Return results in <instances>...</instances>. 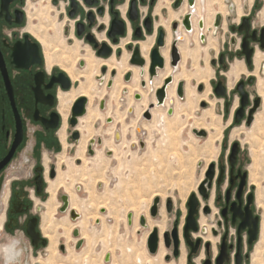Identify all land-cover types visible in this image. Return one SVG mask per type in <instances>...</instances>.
Segmentation results:
<instances>
[{"label": "flooded vegetation", "instance_id": "flooded-vegetation-1", "mask_svg": "<svg viewBox=\"0 0 264 264\" xmlns=\"http://www.w3.org/2000/svg\"><path fill=\"white\" fill-rule=\"evenodd\" d=\"M178 1L179 5L177 6ZM206 1L199 0V3L204 6ZM157 2L158 0H0V223L7 230L22 228L26 232L31 241V264H39L41 258L46 260L51 255V235L55 236L56 231L53 228H48L50 225L46 220L49 211L48 203L62 200V207H66L63 200V197L66 196L68 205L65 210L61 211L67 214L73 209L71 197L66 188L55 187L54 196L52 184H55L59 179L60 160L61 163L65 161L61 159L63 152H67L68 156L72 152L73 154L76 152L73 146L70 150H67L65 141L80 142L81 140L80 124L77 128H74L69 124V119L73 102L78 96L84 95L76 96L68 111L66 107L62 106L61 97L69 95L79 81H73L69 75L67 67H71V63L68 58L65 59V55L49 50L50 59L48 58V51L43 42V39L47 37L43 30L42 10L45 6L57 10L56 22L63 25V36L69 46L74 45L76 40L82 43L81 57L78 60L77 68H74L85 70L87 67L85 56L89 53L93 54L95 58L105 61L113 57L121 58L124 52L121 42L124 38H130L125 44L127 50H129V58L136 47L141 49L139 42L146 39L148 34L154 36L150 53L154 48H159L163 54L162 50L167 46V42L165 40L163 45H159L158 40L162 31L167 39V30L161 23V12L165 9L167 13L169 9L164 6L160 13H155ZM197 2L195 0L194 6H190L189 0L172 1L173 10H180L184 5H187L189 10L183 14L181 19L171 22L173 40L170 46L169 62L173 74L168 76L172 75L173 79L167 87V98L168 89L175 79L174 73L179 70L182 61L181 56L177 67L171 64L172 45L176 40L178 41L177 44L182 41L177 38L178 34H182L185 39L186 32L193 33L195 31L192 16ZM217 2L214 6L216 10L211 26H207L206 23L208 12L199 16L197 22L199 40L201 44H205L208 42L210 32L211 36L216 37L214 34L220 28L225 30L226 26L227 29L224 34L227 35L230 43L235 46V52L230 48L227 51H218V56L211 59V64L220 67L218 69L219 75H223L220 71L221 68L228 70L230 59L239 58L243 61L247 70H252V72L249 71L248 75L243 74L247 76L239 78L232 88L233 94H238L239 98L237 109L241 106L242 96L237 89V85L241 81H243V89L248 93V103L244 107V115L241 121L237 123L233 118L232 125L241 124L247 121L249 110L254 106L258 96L261 97V101L257 111L262 105L263 96L261 93L258 91L259 94L252 95L249 87L256 84L258 79L257 74L254 73L256 70L254 57L257 49L264 52V46H262L264 44V22L258 20L257 24L255 23L256 13L254 14V12L260 7L259 3L252 5L247 13L241 14L239 20H236L235 0H217ZM133 5L138 11L135 20L131 18ZM123 8H125V12ZM144 9L145 12H143ZM192 10L191 29L188 30L183 25V20ZM116 17L125 23L123 34L118 33L119 28H113ZM245 18H247L246 21H244ZM246 25L249 26L248 32L245 31ZM235 35L240 37L236 38ZM245 37L248 39V47L252 49V65L247 64L246 54L243 53L242 44ZM88 49L91 51H88ZM106 52H110V54L106 55ZM262 66H264V62L261 63L259 71H261ZM165 69L166 62L163 67H157V74L153 80ZM118 75L117 68H110L104 62L100 66V73L97 74L96 81L99 86L112 89ZM132 77L129 81L124 80L130 82ZM164 80L161 85L164 84ZM219 80L220 77L212 82L213 90ZM179 81H183L185 97L187 81L185 79ZM224 84L228 88L227 82H224ZM203 88L202 85V88L199 89L198 84L199 90H203ZM228 90L230 91L229 88ZM103 100L104 109L102 110H105L107 107L105 99L100 100V108ZM155 100L152 99L150 102ZM174 102L175 100H173V104ZM228 104L229 101L226 102L227 106ZM154 109L151 110L152 119L148 121L153 120L152 111ZM62 110L68 112L65 128ZM257 111L255 112V118ZM77 130L80 133L78 137H75L74 133ZM100 140L98 142L103 144V140L101 138ZM142 141L144 142V140ZM233 142L230 143L228 161L225 163L218 161L214 165V177L209 188V196L206 198L201 195L200 197L197 193L201 204V207L199 205L201 210V213H199V237L202 241L199 252L194 254L188 263L194 261V257L202 253L205 248L206 256L203 261L210 259L211 264H217V258L221 254L223 245L227 252L223 264H237L238 260L242 264L249 263L252 250L260 236L261 217L257 210L256 184L251 181L250 166L246 165L241 159V150L243 149L241 143L236 160L233 164L231 163L230 153ZM89 145H92L95 153L97 151L93 148L96 145L95 142L90 143L88 140L86 149ZM75 159L83 160L81 156L75 157ZM66 165L68 167V162H66ZM212 203L217 208L218 215L215 220L216 224L212 225V232L214 237L219 238L217 253L214 257L211 254V248L213 249L211 240L204 238L209 230L206 226L203 229L200 224L202 208L209 205L210 212L208 214L203 213L205 217L212 215ZM59 205H57L55 211L56 215L59 211ZM34 209H36L35 212ZM257 216L259 217L258 237L254 244L250 246V228L254 217ZM21 217L26 218L22 225L18 223ZM171 228H167L163 232H169L168 238L171 246L167 249L172 253L174 248ZM45 230L48 233H45ZM59 242L58 250L66 251L65 244ZM206 243H210L209 249H207ZM183 245L187 248V251L190 250V247H187L184 242ZM168 254L171 255L168 260L174 257L172 254Z\"/></svg>", "mask_w": 264, "mask_h": 264}, {"label": "rangeland", "instance_id": "rangeland-1", "mask_svg": "<svg viewBox=\"0 0 264 264\" xmlns=\"http://www.w3.org/2000/svg\"><path fill=\"white\" fill-rule=\"evenodd\" d=\"M172 1L163 0L160 6L161 0H158L155 8V13H160L164 6L169 9L167 13L165 9L162 10L161 23L165 28H167L166 24H169L171 33V22L181 19L183 13L189 10L187 5H184L180 10H173ZM216 3L218 2H215V5ZM255 3H259L260 6L254 12V14L256 13L254 17L255 23L257 24L258 20H263L261 22H264V0H235V19L239 20L241 14L247 13L248 9ZM44 8L42 10V19L43 30L45 36L48 38L45 39L47 41V48L54 53H59L60 51V55L66 52L67 50L62 48V44L57 41L60 38L64 40V45L67 47L79 46L80 54L83 47L81 42L76 40L72 46L67 44L63 36V25L56 22L57 10H52L50 7L47 11ZM213 9L212 14L216 10L215 7ZM143 12H145V9ZM196 13L193 14L192 20L193 22L194 19L197 20V27L199 16H196ZM197 29L199 30V28ZM225 30L220 28L214 34L219 39L217 49L214 48L212 50L209 48L208 42L201 44L199 33L197 32L191 33L186 42L184 39L178 43V46L180 43L182 45L185 44L186 50L191 51V55L186 58L184 54H181L182 61L180 68L174 73L175 77L180 75L182 71H187L188 75L184 76L187 81V90H185V97L183 99L179 98L176 94L180 103L177 106L175 104L172 105L174 109L173 114H168L170 107L166 111V115L171 119L170 126L167 125V121L156 123L157 125L153 127L148 126L149 124H147L146 120H151L152 118H145V111L142 113L143 108L147 104L146 100L150 103L152 100L150 98L152 95L154 96L156 87L166 70L160 72L161 74L152 82H149L146 70L145 75L147 79L145 80L147 84L145 87L141 85L144 77L141 76V68L134 65L130 66L138 68L139 74L137 78H134L132 70L133 77L130 82H126L123 78L127 71L122 76L120 75L121 78L119 76V82L125 83V85L120 86L117 83V86L108 89L106 86H99L98 82L95 81L96 85L98 84L95 86L98 95L95 94L94 98L89 99L88 111L84 117L92 114H96V116L90 119L87 118L86 122L90 125L85 128L86 122L79 123L83 125H79L82 128L80 142L65 141L66 149L70 150L73 146L76 152L74 154L72 152L69 156L67 152H63L61 159L65 161L61 163L60 160L61 167L58 179L60 183L56 186L66 188V185H68L70 197L72 196V191L75 203L81 212L79 213L82 220H77L78 218L73 220L70 216V211L67 214L66 212H62V200L52 203L53 210H51V214H53V217L47 220L50 224L51 220H54L53 224H55V221L57 222V226L53 227L56 231V237H54L57 240V244L60 240L59 243H64L67 248L66 251L58 250L59 259L56 264H181L179 261L181 255L178 258L172 257L169 260L166 259V254L172 253L164 245L162 232L167 228H171L177 220L179 224H183L187 214L189 196L194 192L198 193V187L205 178V173L211 163L218 161L225 163L228 161L230 143L233 141H240L243 147L241 159L246 165L250 166L251 181L256 184L257 189V210L261 217V230L252 253L264 249L262 244L264 242V234L261 235L264 228V98L262 97L263 106L261 105L257 111L252 125H248L246 122L232 125L234 114L239 106L238 94H233L232 88L239 78L246 77L249 71L252 72V70H246L241 74L234 82L232 88H230L229 95L226 98L218 97L214 93L212 82L220 77V79L228 83L229 77L227 74L231 70V65L235 60L242 61L239 58L230 59L229 69L221 68L220 70L223 75H219L218 69L220 67L211 64V59L214 56H218V51H227L230 48L235 52V46L230 43L229 38L224 34ZM209 34L210 36L212 35L211 32ZM147 36L142 41H154V36L150 34ZM235 36L236 38L240 37L239 35ZM129 39L124 38L121 42L124 52L121 58L117 59L115 57L118 62L123 60L125 54H129V50H127V46L125 45ZM88 51L91 50L88 49ZM79 59L80 57L75 55L69 58V61H73L75 63L74 67L77 68ZM168 65L170 66V62H168ZM112 67L114 66L110 68ZM121 69L117 68L118 72ZM263 69L264 66H262L261 71H259L260 67L254 71V73L258 71L256 73L258 79L256 84L249 87L252 95L259 94L260 84L264 80ZM170 74H173V71ZM180 79H183V77ZM136 83L141 88H139L140 91H137L140 94L142 93L140 99L135 98L137 92L131 93L132 89L136 88ZM78 84L79 82H77L76 86ZM198 84L204 86L203 90L198 89ZM189 89H192L191 93L188 92ZM112 93L114 95L117 94V96L114 97ZM101 99L107 101L105 110L100 108ZM190 99L192 102H189ZM73 101L71 99V102L69 101L64 107L70 109ZM227 101H229L228 106L226 105ZM236 103L237 105L234 108ZM183 105H185L187 110L179 112ZM131 108H133V112H130ZM160 113L159 108L154 110L157 118L160 117ZM111 118L113 122H109ZM66 124L67 122L65 121L64 128ZM195 130H205L206 135H198ZM235 130L237 131V135H234ZM116 131H119L121 134V140L115 139ZM99 138L103 140V144L98 142ZM93 139H95L96 144L93 148L97 149V151L89 154L88 149H83L88 140L91 142ZM142 140H144L143 144L141 143ZM111 143H115L117 147L113 151L107 148ZM81 153H84L82 156L83 160H76L75 157L81 156ZM69 159L71 160L68 161ZM72 160L74 161L71 171L76 176L73 179L71 177L66 178L64 174L69 169L66 162L71 163ZM156 196H159L162 202L159 214L153 218L149 213V208ZM199 196L201 197L200 194ZM166 199L173 201L171 212H168L166 209ZM57 205L60 207L56 215ZM212 205V215L205 217L202 211V216L206 218L207 223L203 226H207L209 229L208 234L204 235V238L211 240V245L213 246L211 254L214 257L217 253L219 238L214 237L212 232V225L216 224L215 220L218 216L217 208L213 203ZM129 212H133L132 224H129L128 221ZM142 214H145L147 219L148 217L152 218L165 227L161 231V245L165 248V254L159 253L160 249L155 255L149 253L147 236L152 227L156 225L141 226L139 221ZM135 218L137 224L134 222ZM76 221H78L77 226L72 228L71 237H68L66 232L70 229V225L76 223ZM136 227H139V229L136 230ZM75 228H79V236L73 235ZM82 235H86V238L84 239ZM81 237L84 239V242L81 248L78 249L76 248V244ZM182 249L185 251V264L203 263V259L206 256L205 248L202 251L204 257L198 260L202 254L199 253L191 263H188L187 260V248L182 245ZM107 254L110 255L108 261L106 260ZM148 255L153 257L152 263L146 261L148 260ZM262 258L264 259V251ZM43 259L45 258H41L39 264H44L47 260ZM245 264H251V262Z\"/></svg>", "mask_w": 264, "mask_h": 264}, {"label": "water", "instance_id": "water-1", "mask_svg": "<svg viewBox=\"0 0 264 264\" xmlns=\"http://www.w3.org/2000/svg\"><path fill=\"white\" fill-rule=\"evenodd\" d=\"M195 0H189V5L190 6H194ZM176 5H179V1L176 3ZM101 12V10H100ZM192 11L189 12V14H187L183 20V25L190 30L191 29V16H192ZM135 13V14H134ZM137 9L134 8V5L131 8V18L133 20H135L137 18ZM117 14V13H116ZM150 19V18H149ZM247 18H245L244 21H246ZM117 27L118 29V33L119 34H123L125 32V23L119 19L118 17L115 18L114 22H113V28ZM245 31L248 32L249 31V26L246 25ZM263 37V36H262ZM177 38L179 40H183L184 36L182 34H178ZM166 40V36L164 34V32L162 31L158 40L159 45H163L164 42ZM177 40L174 41L173 45H172V52H171V64L174 67H177L178 62L181 60V52L179 50L178 44H177ZM264 46V44L262 45ZM243 53L246 54V58H247V64L248 65H252V49H250L248 47V39L247 37H245L243 39ZM110 51V49H108ZM110 52H106V55H109ZM166 59L164 57V55L160 52L159 48H154L149 56V62H147V60L143 57L142 53H141V49L139 47H136L134 52L130 55L129 58V63L131 65L140 67L142 69V73L141 76L145 75V68L147 67V72H148V76H149V82L153 81L154 76L157 74V67H163L165 65ZM214 63V61H213ZM133 76V73L131 71H127L124 75V79L126 81H129L131 79V77ZM173 77L172 75L168 76L167 78H165L164 80V84L159 86L158 88H156L155 90V98L156 100L154 102H151L149 104V107L147 108V110H145V117L148 119L152 118V114H151V110L155 107V106H161L165 104V101L167 99V87L169 85V83L172 81ZM147 84V81L145 80V78L143 77V80L141 81V85L143 87H145ZM66 86H68V84H66ZM202 88V85H199V89ZM237 89L239 90L242 99H241V106L236 110L235 116H234V121L239 123L244 115V107L247 105L248 103V93L243 89V81H241L238 85H237ZM214 93L218 96V97H227L229 90L227 88V86H225L224 82L222 79H220L217 83V85L214 88ZM176 94L179 98H183L184 97V90H183V81H179L176 87ZM135 98L136 99H140L141 98V94L140 93H136L135 94ZM260 101H261V97H257L255 100V104L254 106L249 110V116L248 119L246 121V123L248 125H251L254 120H255V112L257 111V109L260 106ZM88 103H89V99L87 96L85 95H80L78 96L75 101L72 104L71 107V114H70V119H69V124L74 127L77 128L78 124H79V119L80 117H83L84 115H86L87 113V107H88ZM103 103L104 100L101 101V109H104L103 107ZM204 105V104H203ZM173 106H171L168 109V114H173ZM130 112H133V108L130 109ZM113 119H110L109 122H112ZM195 132L198 135H206V131L205 130H195ZM80 131L77 130L74 133L75 137H78ZM115 139L116 140H120V134L119 131H117L115 133ZM99 142L101 141L100 138L98 140ZM95 139L91 140L90 143H94ZM141 143L143 144L144 142L141 141ZM240 142L239 141H234L232 144V148H231V153H230V161L233 164L234 161L236 160L237 157V153L239 151V146ZM88 150H89V154H93L94 150L92 149V145L88 146ZM214 165L215 163H211L209 165L208 170L205 173V178L201 181L200 186L198 187V193L204 197H208L209 196V188L211 187V183L214 177ZM63 200L66 204V207H62L61 210H65L67 208L68 205V200L66 198V196L63 197ZM161 198L159 196H156L153 199V202L149 208V213L151 215V217L155 218L158 214H159V209H160V205H161ZM199 205L201 207L200 204V198L197 194V192L192 193L187 201V214L185 216V221L183 222V224H179L178 220L173 224V227L171 228V234H172V239H173V252L172 255L174 257L176 256H180L181 255V249H182V245L183 242L187 247H190V250L187 251V260L190 262L191 258L194 254H197L199 252V247L201 245V241L202 239L199 237V235H197L199 233L200 230V226H199V213H201V210L199 209ZM203 207V205H202ZM173 208V201L171 199H166V209L168 212H171ZM203 212L205 214H208L210 212V207L209 205H205L203 208ZM104 212V211H103ZM70 216L73 220H76L77 218L80 217L79 213L75 210H70ZM128 221L129 224H132L133 222V212H129L128 213ZM140 225L144 226V227H148V222H147V217L145 214H142L140 216ZM260 230H261V224H260ZM258 232H259V217H254L253 219V223L251 225L250 228V246H252L255 242V240H257L258 237ZM168 233L167 231L163 232V242L166 248H170L171 243L169 242V238H168ZM80 231L78 228H75L73 230V235L74 236H79ZM197 235V236H196ZM259 239V238H258ZM84 240L82 238H80L76 244V248H81L82 244H83ZM160 244H161V233L160 230L157 226L152 227V229L150 230V232L148 233L147 236V248L150 254L154 255L157 254L160 248ZM209 244L210 243H206L207 249H209ZM207 254H209V252H207ZM171 255L167 254L165 257L168 260V258ZM226 256H227V252L224 248V245L222 247L221 250V254L220 256H218L217 258V264H223V262L226 260ZM110 258V255L107 254L106 256V260L108 261ZM203 264H211V260L210 259H206L203 261ZM237 264H242L240 260H238Z\"/></svg>", "mask_w": 264, "mask_h": 264}, {"label": "bare ground", "instance_id": "bare-ground-1", "mask_svg": "<svg viewBox=\"0 0 264 264\" xmlns=\"http://www.w3.org/2000/svg\"><path fill=\"white\" fill-rule=\"evenodd\" d=\"M162 1L163 0H161V3H159V5L161 6V4H162ZM215 2H217V0H207L206 1V5H201L200 3H199V1L197 2V13H196V16L198 15V16H202L201 14H206V12H209L210 14L209 15H207L206 16V23H207V26H211L212 25V23H213V14H212V11L214 10L213 9V7H214V5H215ZM157 6V5H156ZM196 6H195V12H196ZM223 7V6H222ZM224 9H225V7H223ZM222 8V9H223ZM44 9H46L47 11L50 9V7L49 6H46V8H44ZM221 9V10H222ZM223 9V10H224ZM123 11L125 12V8L123 9ZM226 11V10H225ZM194 12V13H195ZM224 12V11H223ZM193 13V14H194ZM225 13V12H224ZM184 14V13H183ZM180 15V14H179ZM178 16V15H177ZM196 18V17H195ZM173 20V19H172ZM196 19H194V22H195V31H194V33L195 32H197V33H199V30L197 29V27H196ZM261 21H263V20H261ZM166 29H167V31H168V36H167V46L162 50L163 51V55H164V57H165V59H166V71H165V73H164V76H163V78L159 81V84L157 85V87L156 88H158L159 87V85L163 82V79L166 77V76H168L170 73H171V66H169L168 65V62H169V59H170V53H169V48H170V44H171V40H172V37H173V35H172V33H171V31H170V25L169 24H166ZM191 33L190 32H188V33H185V42L188 40V37H189V35H190ZM198 35V34H197ZM55 40V39H54ZM57 41L59 42V43H61L62 44V48H65L67 51L66 52H64V53H62L61 55H66L67 57H65V59H69V58H71V57H73V56H79V57H81V53L79 54V46H74V47H67V46H65L64 44H65V42H64V40L63 39H60V38H58L57 39ZM43 42L45 43V45H46V43H47V41L45 40V39H43ZM153 40H147V41H141L140 42V44H141V53H142V55H143V57L147 60V62H149V53H150V49H151V46L153 45ZM49 43V42H48ZM182 44L180 43L179 44V48H180V50H181V54L183 55L184 54V56L187 58V56H189V55H191V51H187L186 50V46H185V44H183L182 46H181ZM50 46V45H49ZM201 46V45H200ZM217 46H218V39L216 38V37H213V36H210L209 37V39H208V47L209 48H216L217 49ZM46 49H47V51H48V58L50 59V53H49V48H47V45H46ZM202 49V48H201ZM184 50V51H183ZM59 53H60V51H59ZM58 54V53H57ZM53 56V55H52ZM87 59V67H86V69L85 70H76L75 68H74V66H75V63L72 61V62H70L71 63V67H67V71H68V73H69V75L71 76V78L73 79V81H79V84H78V86H76L75 88H74V90L72 91V93H70L69 95H65V96H62L61 97V101H62V105L63 106H65L66 104H68L69 103V101L71 102V99L72 100H74L75 98H76V96H78V95H80V94H84L85 96H87L88 97V99H92V98H94L93 96L96 94V95H98L97 94V90H96V88H95V86H97L96 85V83H95V76L97 75V74H99V72H100V66H101V64H103L104 62L105 63H107L110 67L111 66H114L115 68H122L120 71H119V75H118V78H117V80H116V82H115V85L114 86H117L116 84L118 83V85L120 84V86H122L123 84L125 85V83H121V82H119L120 81V79H119V76L121 75H123V73H125L127 70H132L133 72H134V78H137L138 77V74H139V70H138V68L137 67H131L130 66V64L128 63V58H129V54L127 53V54H125L124 55V57H123V60L121 61V62H118L116 59H115V57H113V58H111L110 60H101V59H97V58H95L94 56H93V54H91V53H89V54H87L86 56H85ZM61 58V57H60ZM64 60V59H63ZM121 60V59H120ZM254 60H255V67H256V69H258L259 67H260V65H261V63L264 61V52H262L261 50H259V49H257V52H256V54H255V57H254ZM145 70H147V67L145 68ZM247 69H246V67L244 66V63H243V61H239V60H235V62L231 65V70L228 72V74H227V76L229 77V81H228V83H227V85H228V88L230 89V88H232V86H233V84H234V82L241 76V74L242 73H244L245 71H246ZM187 71H182V73L180 74V75H177V76H175V79H174V82H173V84H172V86L168 89V98H167V100L165 101V104H164V106L163 105H161L162 107H157V108H159V110L161 111V113H160V117H156V115L154 114V110L156 109V107H155V109L152 111L153 112V120L152 121H148V120H146L147 121V124H149L148 126H155V125H157L156 123H160V122H164V121H167V125L168 126H170V117L168 116V115H166V111H167V109L169 108V107H171L172 105H173V100H175V102H174V104L177 106L179 103H180V100L179 99H177V97H176V87H177V83H178V81H179V79L180 78H182L183 77V79H185L184 78V76H187L188 75V73H186ZM258 72V71H257ZM256 72V73H257ZM121 76H120V78H121ZM144 78L145 79H147V76L145 75L144 76ZM136 85V88H134V89H132V92L131 93H134V92H137V91H140V87H138V83H136L135 84ZM261 86H260V90H259V92L261 93V95L263 96V98H264V80L261 82V84H260ZM140 88V89H139ZM187 90V89H186ZM100 91H101V89H100ZM99 91V92H100ZM191 91H192V89H189L188 90V92L189 93H191ZM118 93V92H117ZM142 94V93H141ZM95 95V96H96ZM101 95V94H100ZM112 95L114 96V97H116L117 96V94H113L112 93ZM119 96V95H118ZM98 97V96H97ZM101 98V97H100ZM151 99H153V100H155V97L152 95V97L150 98V100ZM170 100H171V103H170ZM120 101H121V99H120ZM147 101V104H146V106L143 108V110H142V113L145 111V110H147V108L149 107V105L148 104H150L149 103V101L148 100H146ZM119 102V101H118ZM189 102H192L191 101V99H190V101ZM124 104V103H123ZM127 104V103H126ZM70 105V104H69ZM68 105V106H69ZM130 105H131V101H130ZM236 105H237V103L235 104V106H234V108L236 107ZM264 105V104H263ZM121 106H122V104H121ZM180 108V107H179ZM117 109H118V105H117ZM122 109V108H121ZM68 110V109H67ZM187 109L185 108V105H183V106H181V108H180V110H179V112H185ZM87 111H88V107H87ZM62 112H63V116H64V120L66 121L67 120V117H68V112L67 111H63L62 110ZM101 113V112H100ZM87 114V113H86ZM103 114V113H102ZM144 114H145V112H144ZM152 114V113H151ZM85 116V115H84ZM96 116V114H92V115H90V116H88V117H82L81 119H80V123H83V122H86L87 121V118L88 119H90L91 117L92 118H94ZM104 116V115H103ZM145 116V115H144ZM100 117V116H99ZM146 118V117H145ZM255 121V120H254ZM164 124V123H163ZM82 124H80V126H81ZM90 125V124H89ZM88 124H87V122H86V124L84 125V128L85 127H87V126H89ZM83 126V125H82ZM65 127H66V125H65ZM194 127H197V126H194ZM151 128V127H150ZM166 128V127H165ZM80 129H82V128H80ZM117 132V131H116ZM120 134V133H119ZM234 135H237V131L235 130L234 131ZM65 136V135H64ZM137 138V137H136ZM122 139V136H121V134H120V140ZM138 140V139H137ZM80 146V145H79ZM86 148H87V143H86V145L84 146V149L83 150H86ZM108 148V150H111V151H113L115 148H117L116 147V144L115 143H111V144H109V146L107 147ZM83 154L84 153H81L80 155H81V157L83 156ZM117 154V153H116ZM118 155V154H117ZM85 157V156H84ZM86 159V158H85ZM71 160V159H70ZM73 161L74 160H72L71 161V163L70 162H68V167H69V169L66 171V172H64V174L66 175V178L67 177H71L72 179L73 178H75L76 176H75V174H73V171H71V169L73 168ZM71 164V165H70ZM58 183H60V181H57L55 184H52V188H53V195L55 196V187L58 185ZM65 187V186H64ZM66 190L68 191V192H70V190H69V187H68V185H66ZM70 194V193H69ZM71 206H72V210H75V211H78V213L80 212V210H79V208L77 207V204L75 203V198H74V195H73V192L71 191ZM91 195V194H90ZM213 195V194H212ZM76 197V196H75ZM53 200V199H52ZM48 205H49V211H48V213H47V215H46V220H48V218H50L51 219V217H53V214H51V210H53L52 209V206H53V204H52V202H49L48 203ZM71 208V207H70ZM215 211V210H214ZM81 213V212H80ZM79 213V215H80V217L77 219V220H82V217H81V214ZM50 214V215H49ZM45 216V215H44ZM147 217V216H146ZM148 226H154V225H156L158 228H159V230H160V233H161V231H163L164 229H165V227L164 226H162V225H160L159 223H157V221L156 220H154V219H150L149 217H148ZM51 222V224L49 225L50 227L49 228H53L54 226H57V222L55 221V224H53V222H54V220H51L50 221ZM77 222L78 221H76V223H72L71 225H70V229L66 232V234L68 235V237H71V230H72V228H74V227H76L77 226ZM134 222H135V224H137L136 222H137V220H136V218L134 219ZM200 224H201V226H202V228L204 229V227L205 226H203V225H206L207 223H206V218L205 217H203L202 216V218H200ZM207 227V226H206ZM208 228V227H207ZM46 229V228H45ZM79 229V228H78ZM137 229H139V227H136V230ZM209 230V229H208ZM80 231V230H79ZM45 233H48V231L47 230H45ZM163 233V232H162ZM161 233V234H162ZM262 234H264V228L262 229V233H261V235ZM48 235V234H47ZM197 235H199V233L197 234ZM82 237L85 239L86 238V235H82ZM81 237V238H82ZM82 238V239H83ZM261 238H262V236H261ZM83 239V240H84ZM162 242V241H161ZM263 244V247H264V242L262 243ZM160 251H159V253H162V254H165L166 252H165V248L160 244ZM69 250V249H68ZM50 251H51V255H50V257H49V259H47L46 261H45V263L44 264H56V262H57V260L59 259V251H58V244H57V240L55 239V237L53 236V235H51V244H50ZM71 251H72V249H71ZM263 251H264V249L263 250H257V251H254L253 253H252V255H251V264H263V262H264V259L262 258V254H263ZM181 252H182V254H181V260L179 259V261H180V263L181 264H185V251H184V249H181ZM155 255V254H154ZM149 257H147V259L148 260H146L148 263H152L153 262V257L152 256H150V255H148ZM204 256H203V253L201 254V256H200V258L198 259V260H200V259H202ZM172 263V262H171Z\"/></svg>", "mask_w": 264, "mask_h": 264}, {"label": "clouds", "instance_id": "clouds-1", "mask_svg": "<svg viewBox=\"0 0 264 264\" xmlns=\"http://www.w3.org/2000/svg\"><path fill=\"white\" fill-rule=\"evenodd\" d=\"M25 219L21 217L18 223L22 225ZM31 250V241L22 228L7 230L0 223V264H31Z\"/></svg>", "mask_w": 264, "mask_h": 264}]
</instances>
